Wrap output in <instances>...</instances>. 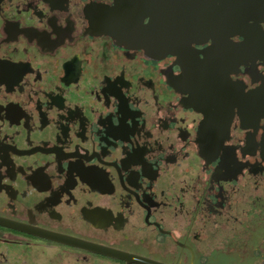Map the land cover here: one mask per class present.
Masks as SVG:
<instances>
[{
  "label": "flooded vegetation",
  "instance_id": "1",
  "mask_svg": "<svg viewBox=\"0 0 264 264\" xmlns=\"http://www.w3.org/2000/svg\"><path fill=\"white\" fill-rule=\"evenodd\" d=\"M116 5L0 0V264H261L264 9L149 56Z\"/></svg>",
  "mask_w": 264,
  "mask_h": 264
},
{
  "label": "water",
  "instance_id": "2",
  "mask_svg": "<svg viewBox=\"0 0 264 264\" xmlns=\"http://www.w3.org/2000/svg\"><path fill=\"white\" fill-rule=\"evenodd\" d=\"M115 4V28L125 30L115 37L149 56L192 57V44H202L208 28H220L228 46L233 31L248 26L250 13L264 9V0H115ZM202 69L200 75L206 76L203 62Z\"/></svg>",
  "mask_w": 264,
  "mask_h": 264
}]
</instances>
